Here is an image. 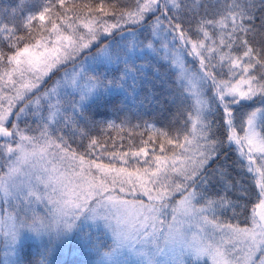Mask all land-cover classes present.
I'll use <instances>...</instances> for the list:
<instances>
[{"label": "snow or ice", "instance_id": "obj_1", "mask_svg": "<svg viewBox=\"0 0 264 264\" xmlns=\"http://www.w3.org/2000/svg\"><path fill=\"white\" fill-rule=\"evenodd\" d=\"M214 3L0 0V264H56L71 240L92 264H264V0ZM154 58L175 76L159 97L140 91ZM114 100L129 111L99 119ZM233 147L258 189L244 226Z\"/></svg>", "mask_w": 264, "mask_h": 264}, {"label": "trees", "instance_id": "obj_2", "mask_svg": "<svg viewBox=\"0 0 264 264\" xmlns=\"http://www.w3.org/2000/svg\"><path fill=\"white\" fill-rule=\"evenodd\" d=\"M95 2V0H93ZM125 4H127L129 7L133 6V0H123ZM204 3L207 6V12L209 15H214L216 12L217 5L214 3V0H204ZM17 16H19V12L17 13ZM106 20L111 21L112 17H105ZM3 50L5 52H8L9 49L7 47L6 41L2 45ZM152 63L156 65V68L158 69V74L155 72L154 69H149L148 72V80L149 83H147V86L144 88H141L140 91L141 93L147 92L148 88H153L155 89L158 97L159 94L163 93L165 91V87H167L170 90H175V76L173 74V71L166 65L157 62L155 59L152 60ZM60 73V71H57L55 74L54 79L56 76ZM113 105L108 108L101 109L98 118L99 119H104L109 122L115 121L116 123H119L120 120L123 118L122 114L124 112L129 111L127 105H119L116 104L115 100L113 101ZM71 115V114H69ZM143 119L146 121H156L158 124H164L167 126L168 121L163 119L159 111L155 109L154 106L148 107L144 110L143 112ZM220 129H221V134H223V126L222 124H219ZM65 132H68L67 128H64ZM93 134H101V135H108L112 137H116L117 133L114 130H109L106 134L99 133L98 129H93ZM119 136H122L123 143L125 145V148H127L128 145V133L127 131L123 133H119ZM147 136V133L145 134ZM68 139V142L72 145L74 149L77 151H82L83 149L80 147L82 143H86V141H81V139L76 136L73 137L71 133H68V136L66 137ZM140 137L139 136H133L132 140L133 141H139ZM117 144H119L121 141L116 140L115 141ZM105 160H107V157H104ZM232 158L230 157L229 162H231ZM249 207L244 210V212L239 216L244 220L245 216L250 214V209H251V203L250 201ZM230 216V214H225L222 216L223 219H227ZM243 225V224H242ZM36 250V246L32 243H29L27 245V254L31 255L33 251ZM56 264H92V262L96 259L95 255L93 253L88 252L86 249L83 248V245H81L78 241L75 240L72 244H65L62 247V250L59 251L56 256L54 257Z\"/></svg>", "mask_w": 264, "mask_h": 264}, {"label": "rangeland", "instance_id": "obj_3", "mask_svg": "<svg viewBox=\"0 0 264 264\" xmlns=\"http://www.w3.org/2000/svg\"><path fill=\"white\" fill-rule=\"evenodd\" d=\"M112 20V19H111ZM128 27H135V28H138L139 26H128ZM125 35H129L130 33L125 31L124 33ZM108 39H112V37H109ZM120 37L119 36H116V40H119ZM157 62H160L166 66H168L167 62L164 61V60H161L159 58H154ZM189 60H191V58L189 57L188 58ZM189 66H192V65H189ZM67 72H71L72 71V66H68V68L66 69ZM66 73L65 71H60V73L56 76L55 79H58L59 77L61 76H64ZM234 108L236 109V112L235 114L239 117V116H242L245 112H248L249 111V108L248 107H241L239 105H236L234 106ZM214 119L219 122L220 119H221V113L220 112H217L216 116L214 117ZM218 130L219 132L221 133V129H220V126H219V123H218ZM238 132H239V128H238ZM230 157L232 158L230 164H232V175L238 179H240L241 183L248 188L249 192L252 194L251 195V199L249 200L250 203H251V206L252 204H254L255 200H256V193L258 192V189L257 187L255 186V184L253 183V180H252V174L250 173H247L245 170H242L240 167H239V163L238 161L240 160V157L238 155V153L235 151V148L233 147V150H230L229 151V159ZM225 214H228V213H225ZM224 214V215H225ZM230 216L227 218V219H223L221 217L222 220H229L231 221L232 220V214L229 212ZM239 222L241 223V226H244L245 224V219L241 221V218L239 217ZM243 224V225H242ZM73 242H75V240H71L70 242L67 243V245L69 244H72Z\"/></svg>", "mask_w": 264, "mask_h": 264}]
</instances>
